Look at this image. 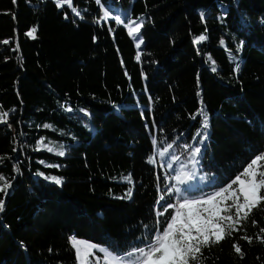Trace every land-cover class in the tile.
<instances>
[{"label":"trees","instance_id":"1","mask_svg":"<svg viewBox=\"0 0 264 264\" xmlns=\"http://www.w3.org/2000/svg\"><path fill=\"white\" fill-rule=\"evenodd\" d=\"M108 2L143 19L139 48L125 26L99 20ZM73 5L0 0V175L11 183L0 264H77L71 237L119 255L144 247L175 203L158 158L168 144L174 163L199 147L197 171L214 178L192 196L264 153V0ZM234 227L199 264H264V203Z\"/></svg>","mask_w":264,"mask_h":264},{"label":"snow or ice","instance_id":"2","mask_svg":"<svg viewBox=\"0 0 264 264\" xmlns=\"http://www.w3.org/2000/svg\"><path fill=\"white\" fill-rule=\"evenodd\" d=\"M99 2L100 0H97V3ZM63 4L70 5L71 0H57V7H61ZM201 15L203 18V14ZM115 19L118 23L125 24L129 36L134 39L137 38L134 34L139 33L142 27L141 23L136 21L125 23L120 16H116ZM34 33L35 29H32L28 35L34 38ZM205 39L207 37L202 35L196 39V42ZM4 43H8V41H4ZM140 43H137V48H139ZM223 43L221 40V44ZM136 58L139 60V55ZM7 115V113L0 115V122H5L4 117ZM45 127H49V125H45ZM204 127H207L206 118ZM197 135L199 136L200 133L198 132ZM153 145H156L155 139ZM190 147L192 146L185 145L186 149ZM171 148L172 144H168L159 155L164 156ZM48 150L52 151L51 148ZM199 152V147L192 148L190 155L193 165L197 163L196 155ZM58 154L64 155L62 151ZM172 159L178 160L179 157H172ZM149 162H154L153 158H149ZM172 166V163L167 165L168 168H172ZM182 167L184 166L182 165ZM51 179L57 184L61 183L57 177H51ZM126 179L130 182L131 178ZM172 179L178 180L181 185L185 183L184 180L180 179L179 174ZM0 181H3L0 184V193L7 194V189L11 187V183L2 175H0ZM234 185L236 187H233ZM187 192L188 189L176 185L168 189L169 195H175V203L167 204L164 212L169 209L173 211L164 227L157 229L156 234L149 239L144 247L133 249L127 257L116 256L107 249L99 248L98 250L104 253L105 264H190V262L199 264V258L202 257L204 247L224 240L226 235H230L229 229L238 231L239 229L234 225H239L241 221L247 220L251 212L257 209L261 203H264V194H262L264 193V153L251 158L240 173L218 190L200 196L188 195ZM128 195H131V190H129ZM229 201H231L230 204ZM3 210L4 200L0 199V212ZM226 223L227 227L225 226ZM252 223L255 225L257 222L253 220ZM260 232L264 233V228H260ZM242 239L248 240L250 243L252 238L243 236ZM260 239L264 242V237H260ZM70 243L75 250L77 264H93L89 257L93 256L97 250L96 245L79 241L75 237L70 238ZM233 248L237 254L243 256L238 244H234ZM95 264H99V261L97 260Z\"/></svg>","mask_w":264,"mask_h":264},{"label":"rangeland","instance_id":"3","mask_svg":"<svg viewBox=\"0 0 264 264\" xmlns=\"http://www.w3.org/2000/svg\"><path fill=\"white\" fill-rule=\"evenodd\" d=\"M53 1H55L57 3V0H53ZM63 6H68L72 12H76L75 7L73 5V0H71L70 5L69 4H63L61 7H63ZM106 13H107V15H106ZM116 16H120L121 20H124L125 23H127L128 21H136L137 23H141L143 26V19L142 18H140V19L132 18L129 8L115 4L113 2L104 3L102 5V14H101V17L99 19L100 21L109 20V19H114L116 21V19H115ZM118 24L125 26V24H122V23H118ZM141 28H140L138 34H134L137 38L134 39L131 36L132 39H134V41L136 42V44L140 43L141 40L143 43V39L140 35ZM127 30H128V28H127ZM142 43H140V46L142 45ZM84 111L86 113H88L87 110H84ZM88 123L90 124V121H88ZM53 142L54 141H52V143H50L49 148H51L55 152H58V149ZM158 158L160 160L161 169L165 174V178H166V182H167V190L169 188H172L173 185H176V186H179L181 188L188 189V192L194 191V190L200 192V191H204L205 190L204 188H206L207 186L212 185L214 183L213 177L205 175L203 172L197 171V168H198L197 164L193 165V163H191L192 157H189L188 162H184V163H174V161L168 159V157H166L165 155L160 156L158 154ZM168 163H172V165H173L172 168L167 167ZM182 165L184 167H182ZM177 174L180 175V179L185 181V183L183 185H181L178 180L172 179V177L177 176ZM173 196L175 197L174 194H173ZM75 238L79 241H85L89 244L97 246V250H95L94 255L89 257V260L92 261L93 264H95V262L97 260L99 261V264H105V261L103 259L104 253L100 252L98 250L99 248L107 249L109 252L113 253L112 251H110L107 247H105L102 244L95 243V242H92V241L84 239V238H79V237H75ZM81 247L83 248L84 246L82 245ZM128 253H130V252H128ZM128 253L121 254V255L115 254V253H113V254L116 256L127 257Z\"/></svg>","mask_w":264,"mask_h":264}]
</instances>
